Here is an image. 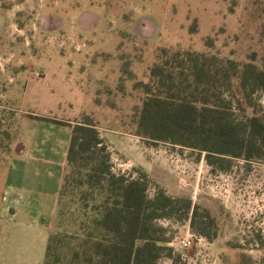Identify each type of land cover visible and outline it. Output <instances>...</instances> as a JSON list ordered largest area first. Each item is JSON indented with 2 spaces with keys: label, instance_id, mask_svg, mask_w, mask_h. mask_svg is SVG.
<instances>
[{
  "label": "rangeland",
  "instance_id": "1",
  "mask_svg": "<svg viewBox=\"0 0 264 264\" xmlns=\"http://www.w3.org/2000/svg\"><path fill=\"white\" fill-rule=\"evenodd\" d=\"M161 47L261 64L264 0H0V264H43L56 230L58 184L45 189L28 180L36 189L26 192L8 186L20 182L23 166L31 171L33 153L67 161L72 129L46 118L86 115L109 146L115 173L147 172L151 195L162 188L191 198L217 220L207 238L189 219H159L175 251L159 264L264 263V161L236 159L222 171L198 151L135 134L145 96L135 83L148 80ZM258 98L264 105V95ZM189 232L192 246L183 249L175 239Z\"/></svg>",
  "mask_w": 264,
  "mask_h": 264
},
{
  "label": "trees",
  "instance_id": "2",
  "mask_svg": "<svg viewBox=\"0 0 264 264\" xmlns=\"http://www.w3.org/2000/svg\"><path fill=\"white\" fill-rule=\"evenodd\" d=\"M206 44L213 48L211 38ZM129 72V79L135 78ZM147 77L135 83L145 94L133 118L137 136L198 151L222 171L236 159L264 161V105L258 98L264 95V62L161 47ZM45 120L68 124L72 131L56 230L48 238L43 264L174 259L161 218L189 219L195 233L212 238L218 223L209 210L162 188L151 195L147 172L131 177L113 171L111 151L91 116L74 122Z\"/></svg>",
  "mask_w": 264,
  "mask_h": 264
},
{
  "label": "crops",
  "instance_id": "3",
  "mask_svg": "<svg viewBox=\"0 0 264 264\" xmlns=\"http://www.w3.org/2000/svg\"><path fill=\"white\" fill-rule=\"evenodd\" d=\"M31 115H32V117L33 116L37 117V114H31ZM40 120H43V119H40ZM50 122L51 121H49V123ZM51 123H54V122H51ZM35 134L37 135V133H35ZM21 143L24 144L23 141H21ZM41 144H38L37 147L41 148L42 147ZM45 144H47V143H45ZM25 147H26V145L23 147L24 149L21 152H18V154H26V152L28 150H27V147L26 148ZM53 149L55 150L56 148L53 146ZM33 150H34V147H33ZM32 156L33 157L30 159V161L27 162L31 166L30 167L31 171L29 172L27 169H24V166H23V168L21 169V174H20L21 175L20 182L18 184L9 185V179L8 178H9L10 174L9 173L7 174L6 185L7 186L9 185L8 188L10 189V188L15 187V188L21 189V191H25V192L26 191H33L36 188L34 186H31L32 183H28L27 182L28 180L33 181V183L35 182V180L36 181H42L41 183L38 182L39 183L38 185L43 186L45 189L48 187L49 181L50 182L56 181V183L58 184L56 186L57 187L56 190L58 189V194H59L60 187H61V184L63 182L62 177H63V175H65L66 168H67V161L66 162L64 161L63 165H61L59 162H56L51 158H44V157L35 156L34 153ZM66 158H67V153H66ZM27 163H25V164H27ZM32 168H33V170H32ZM39 168L41 169L40 173L37 172V169H39ZM21 179H23L24 182L23 181L21 182ZM24 179H27V180H24ZM14 214H16V212H14Z\"/></svg>",
  "mask_w": 264,
  "mask_h": 264
},
{
  "label": "built area",
  "instance_id": "4",
  "mask_svg": "<svg viewBox=\"0 0 264 264\" xmlns=\"http://www.w3.org/2000/svg\"><path fill=\"white\" fill-rule=\"evenodd\" d=\"M195 236V234H191L189 232V235L182 238V237H176L175 241L177 242V244L183 248V249H186V248H189L192 246V243H193V240L192 238Z\"/></svg>",
  "mask_w": 264,
  "mask_h": 264
}]
</instances>
